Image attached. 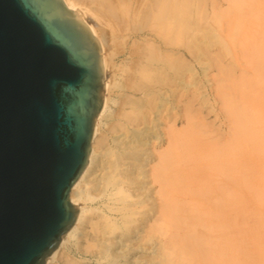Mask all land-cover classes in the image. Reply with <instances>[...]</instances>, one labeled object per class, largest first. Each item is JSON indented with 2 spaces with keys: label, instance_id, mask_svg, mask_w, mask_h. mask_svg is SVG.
Here are the masks:
<instances>
[{
  "label": "bare ground",
  "instance_id": "6f19581e",
  "mask_svg": "<svg viewBox=\"0 0 264 264\" xmlns=\"http://www.w3.org/2000/svg\"><path fill=\"white\" fill-rule=\"evenodd\" d=\"M225 1L64 0L101 44L106 85L77 218L45 264H238L237 239L264 241L246 225L257 204L264 227V12L252 31ZM188 50L203 74L219 67L225 138L188 108Z\"/></svg>",
  "mask_w": 264,
  "mask_h": 264
},
{
  "label": "water",
  "instance_id": "95a60500",
  "mask_svg": "<svg viewBox=\"0 0 264 264\" xmlns=\"http://www.w3.org/2000/svg\"><path fill=\"white\" fill-rule=\"evenodd\" d=\"M102 47L64 0H0V264H45L104 102Z\"/></svg>",
  "mask_w": 264,
  "mask_h": 264
},
{
  "label": "rangeland",
  "instance_id": "374dc122",
  "mask_svg": "<svg viewBox=\"0 0 264 264\" xmlns=\"http://www.w3.org/2000/svg\"><path fill=\"white\" fill-rule=\"evenodd\" d=\"M220 3L224 6V9H226V5H227V2L225 0H219ZM242 7H238L235 11H234V15L232 14V11L230 9V11H228L229 13V16H227V18H231L230 16L232 15V18L234 19V21H241L243 28L247 29L248 27L252 26L253 27H250L252 31H256V27L259 25L260 23V19H261V15L263 14L264 12V2H262V0H242ZM231 18V20H232ZM261 25V24H260ZM241 36V35H239ZM244 36V35H243ZM257 36V35H256ZM121 48V47H120ZM189 50L187 51V57H188V63L191 64L190 66H194L193 68V71H190V72H193V76L192 74L188 71L187 73H189V75H187V78L188 81L190 82V84L192 83L193 85H188V100H190L189 102H187L188 104V108L190 111H192L193 113H197V114H194L195 117L197 116L196 119L198 120H201V122L203 123V125H205V129H207V131L210 133H213V135H217L218 137L220 138H225L227 137L228 133H229V129L227 127V125L225 124L226 122H228L229 120H226V118L228 117V114L226 113L225 111V105L223 103V100L220 96V93L219 91L217 90L218 87H216V82H215V79L216 78V75L218 73V68L217 65L213 64L211 66V70H207L206 73L203 74V70H201L202 68L200 67V63L196 60L195 55H194V52L193 51H190L189 53ZM194 55V56H193ZM190 59V60H189ZM194 59V60H193ZM197 62H196V61ZM195 62V63H194ZM240 63V62H239ZM199 64V65H198ZM115 65V64H114ZM215 65V66H214ZM232 65V64H231ZM241 66V65H240ZM195 67L197 69H195ZM217 67V68H216ZM236 68V69H235ZM118 70V71H116ZM116 70L114 73H118L120 74V70L116 67ZM214 70V71H213ZM233 71L236 72V75L239 76L241 72V69L239 66H235L233 67L232 69ZM213 71V72H212ZM215 72V73H214ZM123 73V72H122ZM121 73V75H122ZM202 73V74H201ZM117 74V76H118ZM124 75H122L123 77H121L120 75V78L123 79V82L125 83L126 82V74L123 73ZM191 74V75H190ZM196 74V75H195ZM195 75V76H194ZM193 78H191V77ZM198 76H200V78H198ZM202 76V77H201ZM204 76V77H203ZM213 76V77H212ZM206 77V79H205ZM198 78V79H197ZM210 78V79H209ZM121 79V80H122ZM197 79L198 82L195 83V80ZM213 81H212V80ZM125 80V81H124ZM209 80V81H208ZM212 81V82H211ZM205 82V83H204ZM202 83V84H201ZM209 83V84H208ZM215 83V84H214ZM199 85L200 88H199ZM215 87L212 88L213 85ZM209 85V86H208ZM193 86V87H192ZM191 87V88H189ZM195 87V88H194ZM205 87V88H204ZM197 88V89H196ZM207 88V89H206ZM130 88H123L122 91L123 92H127L129 91ZM120 90V89H119ZM191 90V92H190ZM194 90V91H193ZM118 89L116 90L115 89V92H117ZM199 91V92H198ZM206 91L208 94H207V98L210 97V99L204 101L202 103V93ZM214 94H213V92ZM114 92V91H113ZM194 92V93H193ZM191 93V94H190ZM199 93V95H198ZM210 93V94H209ZM217 93V94H216ZM196 94L198 96H196ZM201 95V96H200ZM197 98H196V97ZM200 96V97H199ZM214 96V97H213ZM122 97V96H120ZM190 97V98H189ZM192 98V99H191ZM216 98V99H215ZM219 98V100H218ZM121 99V100H120ZM119 101H120V105L123 106V104H121V101H122V98H120ZM197 99V100H196ZM213 99V101H212ZM241 99H243V97H241ZM196 100V101H195ZM199 100V101H198ZM198 101V102H197ZM218 101V102H217ZM205 104V105H204ZM223 104V106H222ZM202 105V106H201ZM121 107V106H120ZM211 109H210V108ZM223 109H222V108ZM194 108V109H193ZM214 108V109H213ZM216 108V109H215ZM219 108V109H218ZM222 109V110H221ZM210 110V111H209ZM212 110V111H211ZM218 110V111H217ZM220 110V111H219ZM195 111V112H194ZM225 112V115H224V112ZM217 112V113H216ZM190 113V112H189ZM199 113V114H198ZM220 113V115H219ZM223 115V116H222ZM202 117V118H201ZM229 118V117H228ZM227 118V119H228ZM206 119V120H204ZM207 121V122H206ZM229 125V122L227 123ZM211 128V129H209ZM213 126V127H212ZM217 127V128H216ZM209 129V130H208ZM216 131H215V130ZM213 130V131H212ZM219 130V131H218ZM222 131V132H221ZM218 132V133H217ZM223 134V135H221ZM227 134V135H226ZM222 136V137H221ZM191 148V147H189ZM193 148V147H192ZM254 212H250V211H247V214H246V217L248 219L249 222H246V225H248L249 227V230L251 229L253 232H256V230L258 231H262L264 230V227L261 226L262 224V219L263 217H259L258 213L260 212V210L263 209L262 206L260 205H257V204H254L253 205V208ZM252 210V211H253ZM255 213H257L256 215H258V217H254L255 216ZM262 218V219H261ZM243 226V225H242ZM254 228V229H252ZM238 241H236V244H235V257H237V263L238 264H245L246 262H248L249 264H264V254L263 253H260V248L263 247L264 248V241H258L256 239V234L253 233V234H246L244 235L243 234V238H240L237 239ZM257 242H255V241ZM263 252V250H262ZM243 261H246V262H243ZM241 262V263H239ZM247 263V264H248Z\"/></svg>",
  "mask_w": 264,
  "mask_h": 264
}]
</instances>
